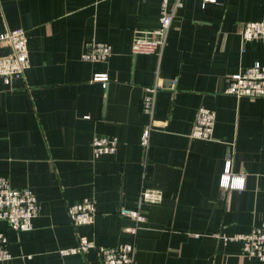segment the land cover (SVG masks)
Here are the masks:
<instances>
[{"label":"crops","instance_id":"obj_1","mask_svg":"<svg viewBox=\"0 0 264 264\" xmlns=\"http://www.w3.org/2000/svg\"><path fill=\"white\" fill-rule=\"evenodd\" d=\"M160 10L161 0H0V32L24 28L29 49L25 77H0V175L40 203L29 230L0 219L13 255L0 264H103L98 247L61 253L78 234L98 245L135 241L136 264H264L212 235L264 221V97L226 93L229 77L264 63V37L243 43L240 33L264 20V0H183L162 54H133L136 31L157 28ZM90 40L110 43V57L83 59ZM154 82L145 148L141 99ZM200 106L216 112L211 139L191 136ZM95 135L116 138L117 150L95 156ZM228 159L245 176L241 189L220 183ZM142 186L163 199L141 206L146 220L133 234L119 209L137 207ZM85 197L95 222L74 227L68 204Z\"/></svg>","mask_w":264,"mask_h":264},{"label":"built area","instance_id":"obj_2","mask_svg":"<svg viewBox=\"0 0 264 264\" xmlns=\"http://www.w3.org/2000/svg\"><path fill=\"white\" fill-rule=\"evenodd\" d=\"M210 1V0H205ZM183 5V0H175L171 5L170 0H161L159 26L153 30L136 31L131 51L133 54H157L161 55L167 43L176 11ZM242 42L264 37V20H251L243 23L241 27ZM0 47L6 52L0 54V77L6 82L14 78L25 77L29 66V49L27 32L22 27L8 28L0 32ZM113 52L110 43L101 40H90L86 43V50L82 58L86 60H107ZM94 80L103 81L106 85L107 73H97ZM226 93L237 97H264V63L255 61L252 65L229 77ZM160 86L157 82L144 86L141 99V110L149 116V122L145 125L141 136V145L148 148L151 141L153 119L156 108L157 92ZM216 122V112L206 106L198 107L191 131V136L200 139H211ZM118 140L106 135H95L92 139V149L95 156L106 153H114L118 147ZM231 159L226 161L221 174L220 183L226 188L241 189L245 184L244 174L236 175L231 171ZM163 199V192L158 188L142 186L138 205L135 208L122 206L119 212L131 217L134 225L129 231L136 234L146 216L141 211L145 203H159ZM68 214L74 227L83 224H93L97 211L94 199L85 197L68 204ZM40 203L36 193L27 186L15 187L8 177L0 175V219L16 231L29 230L33 227V218L39 213ZM213 236L225 243L237 242L240 244L241 255L258 257L264 261V221L257 223L253 229L246 233L228 235L221 231L212 233ZM78 243L73 247L61 249L62 254H85L90 249L98 247L103 253V264H136L135 241L120 243L117 245H98L87 235L78 234ZM13 257L9 248V238L5 230L0 229V261Z\"/></svg>","mask_w":264,"mask_h":264}]
</instances>
